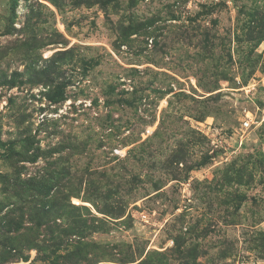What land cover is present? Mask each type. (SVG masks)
<instances>
[{"label":"rangeland","instance_id":"374dc122","mask_svg":"<svg viewBox=\"0 0 264 264\" xmlns=\"http://www.w3.org/2000/svg\"><path fill=\"white\" fill-rule=\"evenodd\" d=\"M0 264H264V0H0Z\"/></svg>","mask_w":264,"mask_h":264},{"label":"trees","instance_id":"16d2710c","mask_svg":"<svg viewBox=\"0 0 264 264\" xmlns=\"http://www.w3.org/2000/svg\"><path fill=\"white\" fill-rule=\"evenodd\" d=\"M37 76L41 77V73L39 72ZM45 84L47 85L49 83H45ZM57 90H58V93L55 96H53L52 98H50L53 101L59 100L60 98H62V95L64 94L63 93V86L58 87ZM11 248H12V250L14 249L13 246H11ZM12 250L10 249V250L6 251V259H10V257H14L15 254H13Z\"/></svg>","mask_w":264,"mask_h":264}]
</instances>
